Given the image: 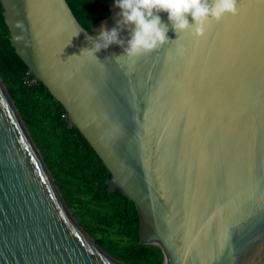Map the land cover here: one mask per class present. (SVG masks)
Segmentation results:
<instances>
[{"label":"water","instance_id":"obj_1","mask_svg":"<svg viewBox=\"0 0 264 264\" xmlns=\"http://www.w3.org/2000/svg\"><path fill=\"white\" fill-rule=\"evenodd\" d=\"M10 41L140 215L163 264H264V0L177 34L132 64L95 55L67 0H0ZM189 23L192 19L189 16ZM128 31L120 38L126 39ZM27 82H37V79ZM0 264H127L68 207L0 75Z\"/></svg>","mask_w":264,"mask_h":264},{"label":"trees","instance_id":"obj_2","mask_svg":"<svg viewBox=\"0 0 264 264\" xmlns=\"http://www.w3.org/2000/svg\"><path fill=\"white\" fill-rule=\"evenodd\" d=\"M89 30L110 15V0H67ZM0 75L82 228L109 255L127 264H163L160 246L140 243V215L133 201L107 190L110 172L63 105L29 71L10 41L0 1ZM37 79V82H27Z\"/></svg>","mask_w":264,"mask_h":264},{"label":"clouds","instance_id":"obj_3","mask_svg":"<svg viewBox=\"0 0 264 264\" xmlns=\"http://www.w3.org/2000/svg\"><path fill=\"white\" fill-rule=\"evenodd\" d=\"M120 9L117 26L107 29L102 25L99 36L92 38V47L81 50L95 55L100 50L115 44L123 48L122 55L134 64L137 58L148 55L168 42V24L161 19L160 13L168 15V23L177 33L192 28L197 37H203L206 26L212 21L220 22L226 15L239 14L238 0H115ZM189 16L192 23H189ZM128 31L126 39L120 38L122 31Z\"/></svg>","mask_w":264,"mask_h":264}]
</instances>
